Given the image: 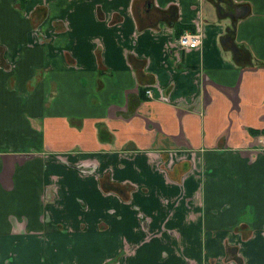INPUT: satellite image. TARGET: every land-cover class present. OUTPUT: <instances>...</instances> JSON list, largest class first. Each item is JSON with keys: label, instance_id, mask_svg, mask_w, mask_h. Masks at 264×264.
<instances>
[{"label": "crops", "instance_id": "crops-1", "mask_svg": "<svg viewBox=\"0 0 264 264\" xmlns=\"http://www.w3.org/2000/svg\"><path fill=\"white\" fill-rule=\"evenodd\" d=\"M0 264H264V0H0Z\"/></svg>", "mask_w": 264, "mask_h": 264}, {"label": "built area", "instance_id": "built-area-1", "mask_svg": "<svg viewBox=\"0 0 264 264\" xmlns=\"http://www.w3.org/2000/svg\"><path fill=\"white\" fill-rule=\"evenodd\" d=\"M201 40V34L199 32L182 31L177 37L176 42L183 47H195ZM145 94L149 95V89H145Z\"/></svg>", "mask_w": 264, "mask_h": 264}]
</instances>
